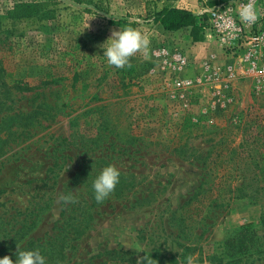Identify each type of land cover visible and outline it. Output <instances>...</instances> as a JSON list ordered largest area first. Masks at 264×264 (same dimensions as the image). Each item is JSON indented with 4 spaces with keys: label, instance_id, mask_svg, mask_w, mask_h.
Returning <instances> with one entry per match:
<instances>
[{
    "label": "rangeland",
    "instance_id": "1",
    "mask_svg": "<svg viewBox=\"0 0 264 264\" xmlns=\"http://www.w3.org/2000/svg\"><path fill=\"white\" fill-rule=\"evenodd\" d=\"M230 1L0 0V258L56 233L59 197L89 200L92 178L114 165L127 191L90 209L63 264H264L223 250L264 216V90L202 16ZM163 7L191 11L201 39L154 23ZM129 26L146 53L109 66L106 41ZM200 183L210 189L187 204ZM242 187L263 190L235 199Z\"/></svg>",
    "mask_w": 264,
    "mask_h": 264
},
{
    "label": "trees",
    "instance_id": "2",
    "mask_svg": "<svg viewBox=\"0 0 264 264\" xmlns=\"http://www.w3.org/2000/svg\"><path fill=\"white\" fill-rule=\"evenodd\" d=\"M151 16L152 21L159 24L165 31L176 32L184 28H190V36L192 39L194 41H199L201 39L202 34L200 31L203 29V25L197 23V17L189 10L163 7L160 10L154 11ZM202 16L205 17V13L202 14ZM111 24H113V22ZM2 86L6 87V84L3 82ZM14 88L20 92L29 90V87L26 84L22 86L15 85ZM0 94H4V90L0 91ZM7 110L8 107L5 105V102L0 101V114ZM6 143L7 140L0 137V153H2ZM124 175V173H121L120 182L116 186L114 193L110 196L116 198L123 197L129 186V183H127L128 177ZM96 178L97 177H93L92 181ZM203 185H205V183H200L197 192L187 204L192 200H195L202 192L210 189V187L204 189ZM91 187H93V185ZM245 189L246 187L235 189L234 191L238 194L234 198H246L247 196H251L249 195L251 192H256L258 194L260 190H263L250 187L249 194L247 195V193L244 192ZM94 195L95 194L92 193V197L89 196V200L81 201L76 204L77 206L72 208L69 207L70 204H66L64 210L60 213V220L55 224L54 231H56V233H53L45 240H29L20 250H38L41 255L45 257L46 264H63V260L65 259L64 251L69 246V242L81 237L88 227V223L91 219V213L89 212L90 209L96 207L98 204H102L96 202L95 197L93 198ZM146 199L147 198L140 200L137 199L131 204V206L140 204ZM216 206L221 205L216 204ZM184 247L186 250L194 251L192 247ZM223 250L224 256L226 257H243L251 250L256 251L264 257V216L256 223L244 224L233 231L224 240ZM17 252L10 257L14 264L17 258ZM209 259H211V257Z\"/></svg>",
    "mask_w": 264,
    "mask_h": 264
},
{
    "label": "clouds",
    "instance_id": "3",
    "mask_svg": "<svg viewBox=\"0 0 264 264\" xmlns=\"http://www.w3.org/2000/svg\"><path fill=\"white\" fill-rule=\"evenodd\" d=\"M238 15L242 23L251 25L264 16V10L258 11L255 0H247V3L238 6ZM88 27V25H87ZM107 47L103 56L107 58L109 66L123 69L130 65V58L137 53H146L149 40L139 29L125 27L119 31L113 30L106 41ZM120 171L114 165H108L102 169L98 177L93 181V190L97 203H103L120 182ZM59 199L65 203H76L71 195H61ZM0 264H14L9 256L0 258ZM15 264H46L45 257L38 250H19ZM139 264V262H138ZM188 264H193L191 257Z\"/></svg>",
    "mask_w": 264,
    "mask_h": 264
},
{
    "label": "built area",
    "instance_id": "4",
    "mask_svg": "<svg viewBox=\"0 0 264 264\" xmlns=\"http://www.w3.org/2000/svg\"><path fill=\"white\" fill-rule=\"evenodd\" d=\"M256 2V0H255ZM247 0H233L204 10L207 13L209 39L216 43L223 53L237 57L253 73L257 88L264 90V16L255 23H242L238 6Z\"/></svg>",
    "mask_w": 264,
    "mask_h": 264
}]
</instances>
